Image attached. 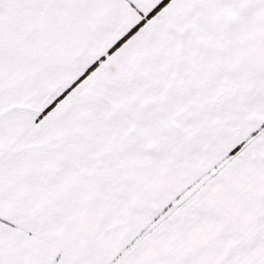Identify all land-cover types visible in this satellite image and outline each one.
Returning <instances> with one entry per match:
<instances>
[{"label":"snow or ice","instance_id":"snow-or-ice-1","mask_svg":"<svg viewBox=\"0 0 264 264\" xmlns=\"http://www.w3.org/2000/svg\"><path fill=\"white\" fill-rule=\"evenodd\" d=\"M0 264H264V0H0Z\"/></svg>","mask_w":264,"mask_h":264}]
</instances>
